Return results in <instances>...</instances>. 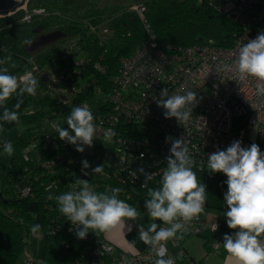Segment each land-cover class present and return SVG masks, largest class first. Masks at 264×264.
Masks as SVG:
<instances>
[{
    "label": "trees",
    "instance_id": "16d2710c",
    "mask_svg": "<svg viewBox=\"0 0 264 264\" xmlns=\"http://www.w3.org/2000/svg\"><path fill=\"white\" fill-rule=\"evenodd\" d=\"M136 3L144 5V16L163 44L185 46L211 39L226 46L237 29L227 9H217L207 0H140L119 5H109L104 0H27L25 10L19 8L0 16V59L12 57L15 67L4 65L11 74L19 77L38 62L47 66L43 69L50 67L61 75L60 82L76 89L66 101L35 77L39 81L35 96H14L6 104L13 109L18 100L22 101L20 108L15 109L19 112V123H5L0 131V150L4 140L14 146L12 157L0 155V264H13L32 245L29 229L37 223L41 225V238L36 244L39 251L34 247L35 254L49 264L74 263L89 242L79 239L75 228H68L70 222L59 213L55 199H49V195L54 197L73 190L80 179L88 180L95 191L104 189L105 183L122 191V184L111 175L113 158L109 159L105 153H111L117 133L142 137L137 128L122 124L111 135V149L94 141L92 147L81 153L74 145L59 139L55 125L59 123L67 128L64 122L75 106L87 104L94 117L105 110L107 102L101 97L111 89L120 58L131 54L147 38L141 20L131 8ZM34 8L43 11L35 13ZM26 14L28 19L23 18ZM101 27L108 28L110 33L103 36ZM39 29L55 30L62 36L31 52L28 42ZM78 59L82 62L76 64ZM84 159L92 168L103 164L104 174L85 176L81 171ZM203 168L193 166L198 181L206 180L205 207L226 210L223 193L227 185L223 181L227 177L222 173L209 175L206 166ZM86 171L91 173V168ZM159 180H150L143 186L146 194L143 201L148 198L150 188L159 186ZM21 218L24 223H20ZM199 235L204 238V244H209L217 232Z\"/></svg>",
    "mask_w": 264,
    "mask_h": 264
},
{
    "label": "built area",
    "instance_id": "2783aa9c",
    "mask_svg": "<svg viewBox=\"0 0 264 264\" xmlns=\"http://www.w3.org/2000/svg\"><path fill=\"white\" fill-rule=\"evenodd\" d=\"M207 1L217 9L221 8L220 3L230 2L228 16L237 29L232 33L229 45H217L211 39L185 46L163 44L157 40L144 16V5H131L146 30L147 38L131 54L120 58L111 89L101 97L107 102V106L95 116L94 121L100 134H107L109 131L114 133L117 127L124 124L125 127L130 125L137 128L143 135L134 137L128 136L127 133H117L114 135L115 143L111 153H105L109 159L113 158L112 177L122 184L119 198L130 205L144 206L142 197L146 194L143 192V186L148 181H145L140 169L151 173L152 180L155 181L161 178L163 170L167 167L171 143L165 142L166 137L184 139L189 147L193 166L197 168L206 166L208 154L224 150L236 140L241 141L244 147L256 143L261 151H264V97L255 94L256 79L248 77L243 81L239 80L233 65L238 45L264 32V0H220L219 4L218 0ZM41 9L43 8H34L32 11L40 13ZM23 18L28 19L29 14ZM91 29L95 28L92 26ZM99 29L103 36H106V32L110 33L106 27ZM75 62L79 64L82 59ZM225 63L233 65L231 72L222 70ZM95 66L103 71L99 63H95ZM60 78L62 79L61 75L58 79ZM48 88L52 91L51 87ZM163 88H168L170 95H183L189 91L197 94L199 102L193 108L190 122L180 125L176 118L164 117L165 110L155 102V98H160ZM75 91V86L70 85L60 87L59 93L55 94L67 101ZM247 125L255 127L257 141L249 139L245 131ZM88 148L85 146V151ZM91 186L94 189V186ZM111 186L110 183H105L104 189L111 191ZM214 223L218 224L215 232L212 231ZM68 228L75 226L70 223ZM219 231L220 223L217 220L207 222L203 212L199 218L187 224L184 233L178 235L183 238L204 232H217L209 243L211 249H217L222 244L224 235ZM31 236L39 241L41 233ZM181 238L169 241L178 243ZM85 240L89 243L80 250L76 261L70 264H121L122 256H127L131 264H154L158 258L150 246H145L137 252L115 251V246L106 240L102 233L94 234L90 231ZM24 252L28 263L49 264L47 260L28 249H24ZM179 253L183 254L182 248ZM168 257L167 247L165 259Z\"/></svg>",
    "mask_w": 264,
    "mask_h": 264
},
{
    "label": "clouds",
    "instance_id": "9594fccd",
    "mask_svg": "<svg viewBox=\"0 0 264 264\" xmlns=\"http://www.w3.org/2000/svg\"><path fill=\"white\" fill-rule=\"evenodd\" d=\"M6 63L11 68L15 67L11 56L0 59V131H3L5 123H19V112L15 109L20 108L22 101L18 100L13 109L6 107L7 102L14 96H35L39 86V81L31 72L17 77L10 73L9 67L4 66ZM233 65L239 80L248 77L256 79L255 94L264 97V32L238 45ZM233 65L225 63L222 70L231 72ZM155 102L165 110L163 115L166 119L174 117L178 124L185 125L190 122L193 108L199 101L195 92L170 95L168 88H163ZM94 121V113L89 106H75L64 122L68 127L58 123L55 133L60 140L74 145L76 151L83 153L85 146L92 147L96 138ZM107 135L114 133L109 131ZM165 142L171 143L167 167L162 172L159 186L150 188L148 198L144 200V208L152 221L146 230L139 223L141 216L137 208L119 198L120 188H112L111 194L98 193L88 180L80 179L73 190L54 197L49 195L48 198L55 199L59 213L75 226L79 239H85L90 231L108 232L123 227L131 233L136 229L140 240L150 246L158 257L154 264H174L172 257L165 259L166 243L181 238L178 234L184 233L187 224L204 212L207 186L198 181L193 171V160L184 139L169 136ZM0 155H14L12 142L2 141ZM81 164L85 176L104 174L103 164L92 168L87 159L82 160ZM89 168L91 173L86 171ZM206 169L209 175L222 173L227 177L223 181L227 185L223 193L226 205L223 215L228 228L235 231L223 235L224 249L236 258L238 264H264V151L256 143L244 147L241 141L236 140L226 149L208 154ZM140 172L145 181L153 179L152 174L144 169L141 168ZM20 223H24L22 218ZM40 229L41 225L37 223L31 225L29 230L36 235ZM217 229L218 224L214 223L212 231ZM121 264H131V261L127 256H122Z\"/></svg>",
    "mask_w": 264,
    "mask_h": 264
},
{
    "label": "crops",
    "instance_id": "0c3cea01",
    "mask_svg": "<svg viewBox=\"0 0 264 264\" xmlns=\"http://www.w3.org/2000/svg\"><path fill=\"white\" fill-rule=\"evenodd\" d=\"M140 213L139 223L147 229L148 225L152 222L151 217L148 216L144 210L143 204L131 205ZM210 212L207 214V211ZM223 209H212L207 206L204 209V218L207 222L217 220L220 223V232L231 233L235 230L229 229L224 217ZM106 240L115 246V251L122 250L125 252H137L145 248V244L140 240L138 231L128 233L123 227H117L108 232H102ZM36 244L38 240H36ZM35 244L37 248L38 244ZM169 257L174 259V264H238L235 257L226 252L223 244L217 249H211L209 244H204V238L201 235L184 236L178 243H167ZM183 249V254L180 255L179 249ZM114 251V252H115Z\"/></svg>",
    "mask_w": 264,
    "mask_h": 264
},
{
    "label": "rangeland",
    "instance_id": "374dc122",
    "mask_svg": "<svg viewBox=\"0 0 264 264\" xmlns=\"http://www.w3.org/2000/svg\"><path fill=\"white\" fill-rule=\"evenodd\" d=\"M104 1H107L109 5H119V4L135 3V2H138L140 0H104ZM218 2H220V0H218L217 3ZM220 5L223 9H228L230 7V2H227L225 4L220 3ZM22 9L25 10L26 5H24L22 7ZM54 31L55 30L45 31V30L39 29V31H38L39 33L31 41L32 43L28 44V48L30 49V51L35 52V51L42 49L45 46L49 45L51 42L44 43L41 45V47L35 46V44L37 42H40L45 37V35L49 34L50 32H54ZM107 34H109V33L106 32L105 35H107ZM67 43H70V41H68ZM33 66H35L34 68L32 67L33 69H29L26 72L32 71L31 73L33 74V76L37 77V79H39V81H41V82L44 81L46 84L49 83L48 87L52 88V91L49 88V91H51V93H57L60 90V87H69V85H66V83L60 82V79H58L59 75L55 74L52 71V68L49 67L47 70H43L44 71L43 72L42 69L45 67L47 68V66L45 64H39L37 62V64H35ZM66 90H68V88ZM245 131H246V133H247V135L251 141H253V142L257 141V133H256V129L253 125L245 126ZM94 141H95L96 145H102L103 147H106L107 149L112 148V137L108 136L107 134H100V132L98 130H97V135H96V138L94 139ZM96 192L111 194V191L103 189V188L96 190ZM209 212H210V210L207 211V214ZM36 242H37L36 239H33L32 245L28 248V250L31 253H35L34 252V250H35L34 246H35ZM39 248L40 247L38 246V249H37L38 251H39ZM13 264H36V263H32V262L28 263L25 252L24 253L22 252V254L18 257V259Z\"/></svg>",
    "mask_w": 264,
    "mask_h": 264
},
{
    "label": "water",
    "instance_id": "95a60500",
    "mask_svg": "<svg viewBox=\"0 0 264 264\" xmlns=\"http://www.w3.org/2000/svg\"><path fill=\"white\" fill-rule=\"evenodd\" d=\"M27 0H0V16L8 15L14 11H16L19 8H22L26 4ZM62 34L58 31L50 32L49 34L45 35V37L35 44L36 47H41L42 44L47 42H52L59 37H61ZM138 165V161L136 160L135 166Z\"/></svg>",
    "mask_w": 264,
    "mask_h": 264
}]
</instances>
